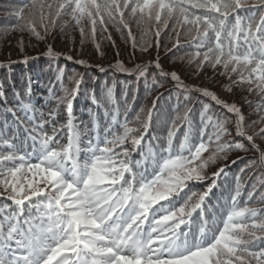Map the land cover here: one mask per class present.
Segmentation results:
<instances>
[{
    "label": "snow or ice",
    "instance_id": "1",
    "mask_svg": "<svg viewBox=\"0 0 264 264\" xmlns=\"http://www.w3.org/2000/svg\"><path fill=\"white\" fill-rule=\"evenodd\" d=\"M14 15L22 22L15 29L38 40L57 26L74 23L81 35L89 26L94 37L98 25L107 31L111 24L122 34L127 30L135 48L133 23L142 37L159 38L167 30L174 48L183 46V38L195 49L188 62L198 72L209 66L227 77L224 91L240 88L259 99L257 118L247 121L238 104L208 87L185 84L159 59L134 69L118 61V71L135 72L146 84L151 78L162 86L158 78L170 77L185 100L196 92L209 101L202 103L198 124L191 108L180 114L178 103L166 134L158 135L156 101L146 117L142 107L129 119L127 99L123 120L116 105L114 112L105 109L103 125L93 115L91 128L82 130L73 114L81 79L69 77L75 86L68 87L62 68L55 78L59 89L48 87L46 114L34 107L30 89L27 101L14 92L25 120L11 107L3 111L12 114L17 130L24 125L26 135L10 133L7 120L0 127V264H264V175L246 195L237 175L227 196L207 204L218 187L215 178L227 175L224 167L211 178L207 170L232 151H248L242 140L258 157L240 172L264 170V148L255 142L264 141V0H21ZM45 55L59 54L49 46ZM114 88H107L109 104H116ZM0 98L6 105L2 85ZM92 102L103 107L95 95ZM245 102L252 107L253 101ZM180 123L187 126L182 137ZM209 179L204 191L193 190L195 182Z\"/></svg>",
    "mask_w": 264,
    "mask_h": 264
},
{
    "label": "trees",
    "instance_id": "2",
    "mask_svg": "<svg viewBox=\"0 0 264 264\" xmlns=\"http://www.w3.org/2000/svg\"><path fill=\"white\" fill-rule=\"evenodd\" d=\"M19 6H21V0H0V85L3 86V91L7 98L6 105L4 99L0 98V127L3 126V121L7 120L10 133L17 132L22 139L26 135L23 131L24 125H20L17 130L14 117L11 113L4 112V108H13L16 110V116L21 120H25L24 113L19 109V101L14 92L20 94V99L27 101L28 96L26 93L30 89L31 102L34 107L43 110L46 114L48 107L45 105V101L48 97V87L50 84H54L55 88L59 89V83L55 78L57 69L61 68L64 70V82L68 87L75 86L74 83L69 81V77L74 76L81 79L78 94L73 99V114L76 117L75 122L80 125L82 130L85 125L91 128L93 115H96L101 125H103L105 109L114 112L116 105L120 106L121 116L119 118L123 120L125 99H127L128 105L131 107V111L128 114L129 119H132L137 112H140L142 107L144 112L141 113V116L142 118L146 117L147 110L152 107L153 101H156V110H158L159 114L157 115L156 111H154L153 123L158 135L166 134V129L169 126L167 122L175 117L174 109L178 103L181 115L185 107L191 108L193 110L191 114L193 123H199V112L202 103L209 102L207 98L193 92L188 94L190 99L185 100V94L182 90L176 88L175 81H172L170 77H159L158 82L162 86H157L151 83V78L146 84L144 78H138L135 72H122L115 67L119 61L127 69H134L136 65L155 62L159 59L165 71H175L185 84L201 87L196 80L202 71L198 72L195 63L189 64L188 62L189 55L195 49L187 47L183 38L181 39L183 46L177 50L173 47L174 34L170 35L167 30H162L159 38L151 33L142 37L141 30L133 23L132 34L138 42V46L134 48L132 40L127 35V30H124L122 34L113 25L109 24L107 31H102L98 25L96 34L93 37L89 26L85 27V35H81L79 28L72 23L67 27L57 26L51 29L43 40H38L28 31L15 29L14 26L22 23L14 15V9ZM27 13L28 10L25 9V15ZM64 19L67 20L68 18L65 17ZM40 31L44 35L43 30L41 29ZM109 35L110 39L108 38ZM21 40L23 41V50H21ZM157 40L159 41V47H157ZM148 42L151 43L148 51H141V45ZM97 45H99V48H97ZM49 46L55 53L59 54L58 58L52 59L45 55ZM147 53L150 56L149 60L145 57ZM68 57H71V59H68ZM181 57L183 59H180ZM26 58L27 62L25 63ZM227 83L228 80H224L219 85H211L210 89L216 93L219 90V86L222 87ZM113 84H115L113 95L116 104H109L105 96L107 88L112 87ZM57 94L60 95L61 93L57 92ZM93 95L96 96L103 107L98 108L92 102ZM254 95L256 94L248 93L246 97L238 96L239 106L247 121L253 120L254 117L257 118L254 112L255 105L249 107L245 102L246 100H258L259 97H254ZM177 97L179 100H177ZM219 109L222 112L224 111L219 106L213 105V111L217 112ZM65 119L66 114L60 118V122L63 123ZM185 130H187V126L180 123L177 136L182 137V133ZM49 131L51 130L49 129ZM252 131L250 130L249 134H252ZM147 139L148 137L145 138V141ZM237 139L241 138L237 137ZM242 142L249 148L248 151H232L228 154L227 159L218 161L207 170L210 178L211 174L220 167H224L225 173H227V175L222 173L219 178H215L218 187L213 189L207 204L215 205L218 200L227 196L229 189L235 186V177L240 175L243 178L244 176L240 169L244 168L245 164L249 162H244L245 159L251 160L258 157V153L251 149L247 141L242 140ZM255 142L264 148V143H260L258 139ZM133 157L139 158L136 153H133ZM232 158L235 159L231 160ZM251 172L255 181L258 176L264 175V170L259 167L253 168L244 178V185L250 183L251 179L247 181V177H249ZM210 182V179L204 182H195L193 190L204 191ZM197 185L201 187L196 188ZM226 185L227 187H225ZM242 190L245 195L249 191L243 189V187Z\"/></svg>",
    "mask_w": 264,
    "mask_h": 264
},
{
    "label": "rangeland",
    "instance_id": "3",
    "mask_svg": "<svg viewBox=\"0 0 264 264\" xmlns=\"http://www.w3.org/2000/svg\"><path fill=\"white\" fill-rule=\"evenodd\" d=\"M145 57H147L146 59H148V60L150 59L149 58L150 56L148 55V53L145 54ZM208 68H209V66H205V69H203V71L198 75V79L196 80L197 83H200L201 87H208L210 89L211 85L216 86L217 84L218 85L221 84L222 81L227 80V77L218 75V73L215 72L211 67H210V69H208ZM216 94L219 95L222 99L229 101L230 103L234 102V103L239 105L238 96L240 95L241 97H246L248 95V92L243 91L240 88H234L233 91L229 93V92L224 91L223 88L221 86H219V90L216 91ZM254 97H257V95H254ZM251 101H253V105H252V107H253L257 100H251ZM217 113H222V111L219 109L217 111ZM254 119H256V118L254 117ZM258 141L262 144L264 143V141H262L260 139H258ZM236 158H239V157H236ZM233 159H235V158H232L231 160H233ZM231 160L229 159V161H231ZM247 161H250V159H245L244 162H247ZM234 165H237V164H234ZM249 171L250 170L246 169L245 172L243 173L244 176L242 178V184H243L244 178L247 176ZM249 179H251L250 183L247 185L243 184V186H242L243 189H245V190L246 189L251 190V185L253 183H256V181H257V180L256 181L254 180V178L252 176V172L250 173L249 177H247V181ZM198 187H201V186L197 185L196 188H198ZM258 187H259V185H258ZM257 206H259V205H257Z\"/></svg>",
    "mask_w": 264,
    "mask_h": 264
}]
</instances>
